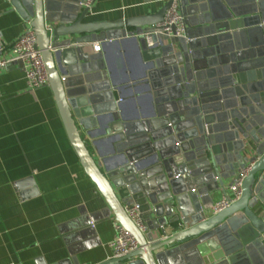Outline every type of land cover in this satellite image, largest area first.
Here are the masks:
<instances>
[{
    "label": "water",
    "instance_id": "water-1",
    "mask_svg": "<svg viewBox=\"0 0 264 264\" xmlns=\"http://www.w3.org/2000/svg\"><path fill=\"white\" fill-rule=\"evenodd\" d=\"M7 1L36 35L82 168L138 242L95 264H264V0H166L114 21L92 20L84 0ZM173 5L181 35L165 25ZM127 40L142 70L122 83L109 46ZM142 91L147 110L128 116ZM84 135L113 157L98 160ZM247 166L240 198L214 211ZM134 205L144 232L126 212Z\"/></svg>",
    "mask_w": 264,
    "mask_h": 264
},
{
    "label": "crops",
    "instance_id": "crops-1",
    "mask_svg": "<svg viewBox=\"0 0 264 264\" xmlns=\"http://www.w3.org/2000/svg\"><path fill=\"white\" fill-rule=\"evenodd\" d=\"M165 1L96 0L90 17L114 21L152 13ZM26 25L0 0L1 43L10 45ZM109 58L119 82L142 70L133 40L109 46ZM143 91L126 100L128 116L147 110ZM84 138L98 160L113 157L105 141L100 155ZM34 188L38 193L29 194ZM217 195V202L224 200L221 191ZM115 222L69 141L50 85L29 89L19 63L0 69V264H53L73 257L80 264L101 262L114 257L109 243Z\"/></svg>",
    "mask_w": 264,
    "mask_h": 264
},
{
    "label": "built area",
    "instance_id": "built-area-1",
    "mask_svg": "<svg viewBox=\"0 0 264 264\" xmlns=\"http://www.w3.org/2000/svg\"><path fill=\"white\" fill-rule=\"evenodd\" d=\"M95 1L96 0H84L82 6L91 9ZM165 25H175V35H181L184 32L183 16L178 11L176 5H173L168 10ZM164 31H167L168 34H172L170 27L166 28ZM92 49L95 52H100L101 44L99 42L93 43ZM15 63L23 65L25 79L29 89L35 90L49 85L47 68L41 50L38 47L36 35L28 24L23 33L10 45H5L0 42V69ZM250 168V166H247L233 179L229 187L231 193L230 200L224 199L220 202H216L213 206L214 211H218L240 198L242 194V183L250 171ZM125 209L131 220L144 232L145 225L140 216L139 206H128ZM109 245L113 251L114 257L124 256L138 248V242L134 235L119 222H115V235Z\"/></svg>",
    "mask_w": 264,
    "mask_h": 264
}]
</instances>
